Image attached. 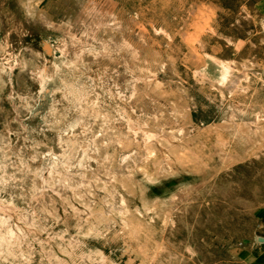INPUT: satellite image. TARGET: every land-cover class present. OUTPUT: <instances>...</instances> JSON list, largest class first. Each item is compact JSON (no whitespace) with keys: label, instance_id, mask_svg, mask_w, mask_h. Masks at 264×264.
Wrapping results in <instances>:
<instances>
[{"label":"rangeland","instance_id":"1","mask_svg":"<svg viewBox=\"0 0 264 264\" xmlns=\"http://www.w3.org/2000/svg\"><path fill=\"white\" fill-rule=\"evenodd\" d=\"M264 235V0H0V264H245Z\"/></svg>","mask_w":264,"mask_h":264},{"label":"crops","instance_id":"2","mask_svg":"<svg viewBox=\"0 0 264 264\" xmlns=\"http://www.w3.org/2000/svg\"><path fill=\"white\" fill-rule=\"evenodd\" d=\"M258 238H264V235L257 236L250 249L238 250L245 264H264V242Z\"/></svg>","mask_w":264,"mask_h":264},{"label":"water","instance_id":"3","mask_svg":"<svg viewBox=\"0 0 264 264\" xmlns=\"http://www.w3.org/2000/svg\"><path fill=\"white\" fill-rule=\"evenodd\" d=\"M258 240L264 242V238H258Z\"/></svg>","mask_w":264,"mask_h":264}]
</instances>
